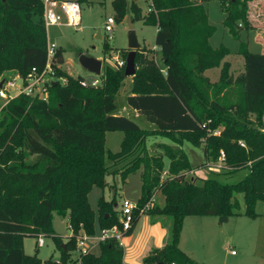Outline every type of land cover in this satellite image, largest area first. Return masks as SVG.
<instances>
[{"label":"trees","instance_id":"obj_1","mask_svg":"<svg viewBox=\"0 0 264 264\" xmlns=\"http://www.w3.org/2000/svg\"><path fill=\"white\" fill-rule=\"evenodd\" d=\"M72 1L81 6L91 0ZM151 1L152 10L146 14L134 0H111V5L115 22H123L130 11L134 25L144 22L157 28L155 46L166 69L141 47L136 54L140 67L133 77V92L127 97V104L154 129L147 132L135 121L115 114V95L126 78V63L123 67L107 65L102 87H84L82 75L73 77L56 68L65 62L60 47L52 64L68 83L53 85L48 101L22 95L2 108L0 264H126L124 248L115 238L99 244L98 256L80 255V262L71 260V251L81 232L92 236L97 229L122 227L116 202L102 196L95 213L89 193L93 187L105 189L110 167L127 161L122 180L141 172L142 193L133 226L124 236L133 233L140 210L157 192L164 196V205L151 202L148 214L170 219L168 241L162 249L151 250L144 264H199L179 248L185 219L239 216L237 194H243L245 215L257 216L255 206L264 201V53H253L242 42L238 54L244 58V71L234 77L231 64L223 63L230 49L210 44L216 28L209 23L204 3ZM216 1L225 14L223 24L240 39L243 28L239 24L251 27L252 0ZM47 44L42 0H0V76L16 70L26 77L33 68L42 70ZM217 67H221L220 78L212 83L205 72ZM253 113L258 116L257 128L250 120ZM108 131L123 132L119 152L106 150ZM204 137L206 157L218 163L223 154V171L245 170L243 179L234 184L215 177L202 184L188 179L195 167L183 146L201 147ZM151 138L167 139L179 148L163 143L164 154H150L145 147ZM140 147L143 151L138 154ZM164 158L169 160L167 169ZM54 214L68 219L72 228L65 243L55 231ZM41 235L55 242L60 259L43 261L38 251L35 255L25 253V238Z\"/></svg>","mask_w":264,"mask_h":264},{"label":"rangeland","instance_id":"obj_2","mask_svg":"<svg viewBox=\"0 0 264 264\" xmlns=\"http://www.w3.org/2000/svg\"><path fill=\"white\" fill-rule=\"evenodd\" d=\"M137 2L143 13L149 12L146 0H134ZM198 3H204L209 23L216 28V32L210 40L214 48L225 46L230 49L231 53L225 57L223 62L231 64V73L234 77L244 71V58L238 54L241 43H247L249 51L253 53H264V0H252L250 7V28L242 27L240 31V39L229 33L223 24L225 14L221 10L220 3L216 0H192ZM131 17V12H128ZM114 16L111 0H91L89 3L81 4V26L77 28L68 26H48L47 39L49 44H55L64 50V66L63 68L70 76L76 77L82 75L86 79H90L92 74L86 71L79 64V54L83 53L89 57H94L103 62L102 73L100 76L101 85L103 86L102 74L107 65L115 67L117 61L125 62L127 60L128 48V16L123 22H116L112 36L107 35L104 26L108 17ZM137 36L141 47H144L149 57H154L158 65L165 71L166 67L161 59L159 49L155 47V28L146 26L144 22H137L135 25ZM98 30H101V38H97ZM127 54V55H126ZM140 65L136 63V71ZM126 68V66H125ZM124 68V69H125ZM9 72L3 73L1 76ZM206 75L214 83L219 79L220 67L207 70ZM134 77V76H133ZM133 77H127L119 92L115 95L117 104L116 115H123L135 121L145 131L151 130V125L133 111L127 104V97L133 92ZM98 87V88H100ZM2 102L0 101V112L2 111ZM257 114L250 115V120L257 128L259 120ZM264 120V119H263ZM261 119V121H263ZM221 129H218L220 131ZM262 132L264 129L261 128ZM210 134V132H209ZM212 134V133H211ZM124 134L119 131L106 132V150L116 153L121 150V143ZM148 139L146 144V152L150 154H164V150L160 144H168L173 148H179L167 139H159L160 143ZM157 139V140H158ZM205 137L201 139V147H194L189 143L183 146L184 151L188 154L195 171L188 173V179L194 180L197 184H202L203 180L215 177L223 183L234 184L245 177L247 171L242 170L237 173H225L224 165L220 161L213 163L206 157L202 150L205 143ZM143 147L137 150L140 154ZM127 161L117 166H111V174L107 177V186L105 189L93 187L89 193V203L92 210L98 212V202L103 196L107 201H115L117 209L121 213L122 202L128 200L136 203L142 193L141 172L129 175L126 181L122 180V171L128 165ZM166 169L169 160L164 158ZM166 171V170H165ZM230 172V171H229ZM166 172L163 175L165 178ZM240 203L239 216H230L228 221L220 222L218 216H190L183 223L179 248L191 259L199 264H264V201H258L255 206L257 216L250 217L245 215L246 206L243 194L235 196ZM153 205L163 207L164 196L161 192H157L153 197ZM152 208V206H151ZM121 216V215H120ZM54 227L60 235H64V243L67 237L73 234L69 228L68 220L54 215ZM70 234V235H69ZM99 234L97 229L94 236ZM69 235V236H68ZM93 236V235H92ZM170 236V219L164 216L152 217L148 212L140 216L134 232L130 236L123 238L122 244L124 248V262L126 264H144L143 259L153 249H159L168 241ZM39 238V237H38ZM75 250L71 251V260L77 262L81 260L77 251V239ZM45 245L39 247L37 238L27 237L24 241L25 253L35 255L38 251V257L43 261L53 257L55 260L60 259V250L51 238L44 237ZM164 247V246H163ZM232 251L235 252L232 255ZM100 245L93 247L92 253L96 256L100 255ZM71 262V261H70ZM79 264V263H77Z\"/></svg>","mask_w":264,"mask_h":264},{"label":"built area","instance_id":"obj_3","mask_svg":"<svg viewBox=\"0 0 264 264\" xmlns=\"http://www.w3.org/2000/svg\"><path fill=\"white\" fill-rule=\"evenodd\" d=\"M44 3V23L46 28L48 26H68L77 28L81 26V6L78 2L72 0H42ZM149 5L148 11L152 10V1L147 0ZM115 19L113 16L108 17L104 30L107 35L112 36L114 32ZM58 46L55 44H47V62L42 70L33 68L31 72L26 76H22L18 71L11 70L9 73L0 76V101L2 102V108H4L9 102L18 98L19 96H27L33 99L48 101L50 95V89L55 84L60 83L66 85L68 78L66 76H60L57 74V70L53 67V60L56 55ZM116 67L125 66V62L117 61ZM60 65H56V68H60ZM101 85L100 76L92 74L90 79H84L82 86L98 88ZM219 134V131L214 133ZM243 146L244 144L241 143ZM224 159L222 154L221 162ZM153 199L148 202L141 210L140 215L150 210ZM137 208V203H132L128 200L122 202V208L120 213V224L122 227L113 226L109 229H100L97 236H91L85 232L79 233L76 236L77 239V251L79 255L92 253L93 247L99 245L101 242L110 238H115L120 243L125 237V232L129 231L133 226L134 210ZM69 228L72 230L71 226ZM72 236V234H71ZM37 245L43 247L45 245L44 236H39L37 239ZM175 264V263H172Z\"/></svg>","mask_w":264,"mask_h":264},{"label":"water","instance_id":"obj_4","mask_svg":"<svg viewBox=\"0 0 264 264\" xmlns=\"http://www.w3.org/2000/svg\"><path fill=\"white\" fill-rule=\"evenodd\" d=\"M236 2L237 0H231ZM129 31H128V48L129 53L126 60L125 76L133 77L136 75V54L141 48L135 25L131 18H128ZM101 30H98L97 38H101ZM79 64L88 72L95 75H101L103 62L94 57H89L83 53L79 54ZM55 86V84H54ZM229 217H221L220 222L228 221Z\"/></svg>","mask_w":264,"mask_h":264},{"label":"crops","instance_id":"obj_5","mask_svg":"<svg viewBox=\"0 0 264 264\" xmlns=\"http://www.w3.org/2000/svg\"><path fill=\"white\" fill-rule=\"evenodd\" d=\"M128 18H131L129 15H128ZM136 25V24H135ZM155 28V32H157V28L156 27H154ZM137 31V30H136ZM211 40V39H210ZM211 44V43H210ZM60 48H62V47H60ZM154 49H158L156 46L154 47ZM65 58V57H64ZM224 63V62H223ZM229 63V62H228ZM63 66H64V64L61 66V68L65 71V69L63 68ZM217 68H219V67H217ZM215 69V68H214ZM210 70H212V69H210ZM220 71H221V67H220ZM66 72V71H65ZM207 72V71H206ZM206 72H205V75H206ZM67 73V72H66ZM68 75H71V73H67ZM207 76V75H206ZM208 77V76H207ZM219 78H220V76H219ZM211 80V79H210ZM219 80V79H218ZM217 80V81H218ZM216 81V82H217ZM135 113H136V111L135 110H133ZM116 113V112H115ZM151 125V129H154V126L152 125V124H150ZM153 140V139H152ZM153 143H160L159 142V139L157 140V139H154V141H151V144H153ZM196 168V167H195ZM193 171H195V169L193 170ZM54 215H57V214H54ZM65 220H68V219H65ZM53 222H54V220H53ZM54 224V223H53ZM55 228V227H54ZM55 231H56V233L58 234V235H60L58 232H57V230L55 229ZM134 232V231H133ZM133 234V233H132ZM131 234V235H132ZM70 235V234H69ZM68 235V236H69ZM62 237L64 236V235H61ZM26 239V238H25ZM123 244V242H121V245ZM123 246H124V244H123ZM163 246H164V244L162 245V247H160L159 249H162L163 248ZM235 254V252L234 251H232V255H234Z\"/></svg>","mask_w":264,"mask_h":264}]
</instances>
